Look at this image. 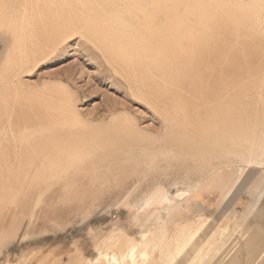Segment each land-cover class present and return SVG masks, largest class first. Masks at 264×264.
Returning <instances> with one entry per match:
<instances>
[{
    "label": "bare ground",
    "instance_id": "bare-ground-1",
    "mask_svg": "<svg viewBox=\"0 0 264 264\" xmlns=\"http://www.w3.org/2000/svg\"><path fill=\"white\" fill-rule=\"evenodd\" d=\"M0 29L10 38L0 62V212L21 203L19 213L34 215L41 184L78 190L117 176L126 160L145 156L153 164L183 154L168 140L146 139L148 131L127 110L109 120L87 119L74 90L58 79L24 81L77 36L98 47L133 94L168 124L189 117L178 126L202 132L215 150L240 146L233 153L249 167L264 165V0H0ZM30 96L29 103L20 100ZM190 142L202 163L201 144ZM203 163L197 172L207 173L193 184L196 191L238 175L212 166L206 171ZM166 191L157 188L148 200L170 201ZM256 228L264 245L261 223L239 225L233 234L218 226L213 236L237 245L236 234ZM138 248H126L134 264ZM104 257L101 264H121L118 253Z\"/></svg>",
    "mask_w": 264,
    "mask_h": 264
},
{
    "label": "rangeland",
    "instance_id": "rangeland-1",
    "mask_svg": "<svg viewBox=\"0 0 264 264\" xmlns=\"http://www.w3.org/2000/svg\"><path fill=\"white\" fill-rule=\"evenodd\" d=\"M9 42L0 29V62ZM50 78L74 90L85 118L109 120L127 110L148 131L146 139L163 138L184 151L153 164L145 156L137 163L126 160L124 171L117 176L90 187L86 179L78 190L67 191L63 183L41 184V201L38 196L30 208L36 209L34 215L31 211L19 213L21 203L0 212V264H101L106 254L114 252L121 264H134L126 249L131 245L139 247L138 264H264V245L256 238L260 232L257 228L245 237L236 234L237 245L227 246L222 235L213 236L218 226L231 234L242 224L264 226V165L249 167L234 155L240 146L215 150L202 132H188L178 126L189 117H177L168 124L163 114L133 94L129 82L98 47L79 36L24 76V81L42 85ZM31 98L20 100L29 103ZM0 104L4 105L2 97ZM118 136L124 135L118 132ZM190 139L201 144L206 171L212 166L238 175L200 185L196 191L193 184L207 172H197L202 160ZM137 146L132 148L139 151ZM157 188L166 189L170 201L162 204L163 196L149 201ZM180 191L187 192L181 199L177 197ZM204 221H208L204 229L197 230ZM126 240L129 242L123 245ZM204 248L208 250L204 252ZM123 250L127 252L123 254ZM143 251L149 256H143ZM251 253L255 254L252 260Z\"/></svg>",
    "mask_w": 264,
    "mask_h": 264
}]
</instances>
